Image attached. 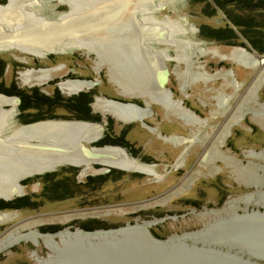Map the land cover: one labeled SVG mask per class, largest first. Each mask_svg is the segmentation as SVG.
I'll use <instances>...</instances> for the list:
<instances>
[{
    "label": "rangeland",
    "instance_id": "rangeland-1",
    "mask_svg": "<svg viewBox=\"0 0 264 264\" xmlns=\"http://www.w3.org/2000/svg\"><path fill=\"white\" fill-rule=\"evenodd\" d=\"M0 1V7L5 6L7 3V0ZM131 1L134 2L133 5H130L127 1L124 3L125 6L123 5L122 10L126 8V4H129L130 7L140 6L139 3ZM168 1V6L157 12L158 17L168 16L176 20L186 17L188 24L185 27L188 28L190 23L195 28V33L189 36L185 34L183 38L200 41L203 46H209V49H215L212 47H216L219 53L223 54L230 53L233 50L238 51L235 48L236 46H233L238 42V39L231 36L228 37L229 39L223 38L221 41H213L209 35L214 36L213 32L216 28L225 29L227 24L232 23L229 15L241 21V24H247L245 21L250 22V24H247L245 31L251 28H259L260 24L264 23V0H250L248 7L250 11L233 8L227 9L226 12L219 9L213 0ZM259 2H262L260 8ZM97 4H100L98 0H85V5H73L72 11L79 12L85 8L93 10V7ZM111 8L113 10L118 6ZM203 10L212 15L207 16L205 12L203 13ZM228 10L231 11L228 12ZM27 11L34 13V15L40 11L37 14L40 17H37V19L55 20L62 13H68L70 7L68 4L57 0H39L38 3L28 5L24 12ZM127 17L128 14H125V19ZM138 19L141 21V15L138 16ZM41 23H43L42 20ZM180 25L182 26V24ZM204 26L207 29H202V31L206 30L202 32L201 28ZM242 29H244L243 25ZM226 32L228 31H224L223 34ZM253 34L254 40L260 41L264 37V30ZM90 35L87 33L85 37ZM225 37L227 36L225 35ZM70 39L74 38L66 39L60 44H65ZM92 41V49L89 50H71L72 43H70L53 50L56 54L45 50L42 52L44 56L25 49H17L18 51L13 49L11 52L0 51V94L16 100L19 98L14 92L28 91L25 94H28V98L32 97L35 101V104L31 103L33 105H30L32 109L22 112L21 120L24 121H21L20 116H18L21 113L19 104L14 106L15 111L11 117L13 125L19 127L46 120L88 121L83 118V113H77L76 116L70 115V119L62 118L67 113L61 107L58 108L57 105L62 99L64 101L69 97L79 96L81 92L92 93L95 97L135 104L144 108L146 102H148L149 107L153 110V118L147 117L142 121H135L148 129V126L159 127L161 122L171 118L176 117L183 121L185 119L183 123L193 130L192 138L197 137V147L191 148L184 167L163 174L156 171L150 173V175L138 173L135 171L134 164L128 166L124 161L122 167L112 164L115 168H110L109 175L99 176L100 178L97 176L86 181L87 175L94 176L97 173L88 170L87 175L82 176L79 172L83 167L73 168L69 164H63L65 162L56 160L52 162L51 167V169L58 172L55 173V176L45 177L40 181L33 174L32 177L34 178L31 179L41 184L27 185L23 182L28 178L23 176L26 172L24 170L18 172L20 177L23 176L18 183L24 187V193L19 194L20 196L14 195L10 200H6L3 195H0V203L12 204V209H9L7 205H5L7 208L0 209L4 213L5 220V222L0 223L1 247L12 242H5L10 238V231L27 233L34 230L41 235L49 234L56 242L49 236L38 237L36 242L32 241V237L26 236V240L11 243L9 248L0 251V264H107L104 261L97 260L96 255H94V252L103 250L100 246H98L100 248L95 249L98 240L93 235H100L97 233L98 231L118 230L134 225L137 227L136 224H139L143 225L142 228L146 227L154 239L165 241L172 237L180 238L185 234L200 231L214 222L218 223L236 215L250 213L255 207L260 187L264 181V127L253 115L252 110L254 107L264 104V84L259 87L254 100L247 102L242 107L239 112H242L240 121L233 124L231 122L236 115L238 105L241 102L244 103L243 99L248 88L257 77L256 67L247 66L248 68L245 70L244 67H240L243 64H240L239 61H233V56L228 57V59L224 57L220 59L210 53L207 55L201 54L198 52L199 49L185 51L186 56L193 53V64L191 62L186 64L188 56L182 57L183 52L180 51L182 60L177 61L175 52L171 49L168 50L167 55L176 57V59L168 61L166 64L168 81L165 83V89L174 99L180 100L183 108L194 112L193 114L199 117L197 119L200 120V123L195 124L190 119L191 117L176 114L174 110L166 109L164 107L166 103L163 105L155 96L158 94L159 87L162 90L159 84L160 78H157V73L159 72L162 75L164 69L160 64H158V67L152 65L150 69V66L138 59L135 69L130 70L129 68H134L133 65L127 64L125 59L122 61L118 59L119 53L115 52L112 43ZM116 44L119 45L117 47L119 49L124 45V42L117 41ZM123 47H126L125 49L128 52L132 51L134 54H138V49L134 44H125ZM244 50L251 57L252 63L255 60L253 57L256 54H261L257 49L249 46H245ZM61 51L65 53L57 54ZM261 55L264 57V51ZM262 57L261 61H263ZM41 70L58 71V73L52 74L50 76L52 79L40 81V78L38 80L32 78L25 81L26 74L37 76L39 73L41 74ZM60 70L65 71V73L63 74ZM231 71L235 74L236 79L230 75ZM203 72H206V75L210 78L208 80H197L199 74ZM142 73H145L150 81L154 77L152 85L140 79L139 74L142 75ZM66 79L71 81H93L91 82L93 86H90L93 89L85 87L73 93L62 91L59 84ZM234 80L242 86L234 88ZM129 83L131 85L128 89L139 88L141 92L147 93L146 95H149L150 98L148 96L129 95L132 93H127L124 90ZM45 96L52 98V100L47 103L41 101L40 99ZM97 99L99 98H96L95 101ZM75 101L77 102L78 99ZM93 103L91 104L93 112L91 116L96 117V120L88 122L101 124L100 127L104 130L98 137L99 140L96 143H90L86 138H82L80 140L76 139L70 144L74 145L85 141L87 147L114 146L111 145L114 143L104 144V141L101 142V137L107 135L106 138L115 139L122 133L121 130L125 131L127 122L134 121L119 120L111 111H96ZM50 104L53 106L51 107ZM11 106L2 105L0 108L7 110ZM181 111L183 112L184 109ZM181 111L178 113H181ZM101 120L106 124L108 123V125L103 127ZM223 128L224 131L225 128L227 129L226 134L224 133L225 138L221 141L220 134ZM172 129L173 126L164 127V131ZM9 131L11 129L7 131L8 134L2 135L6 138H12L15 134L9 133ZM196 132L197 135H195ZM151 134L154 135V133ZM160 140L165 141L163 138H160ZM199 145L202 146L199 147ZM120 148L127 154L130 151H135V153L132 152L129 155L135 157L141 163L152 166L151 170L155 169L153 165L161 162L153 158L137 156V151L133 147L130 149L120 145ZM220 151L226 156L225 160H222ZM99 152L106 151L100 150ZM198 159H202L203 164L199 163ZM1 166L0 164V168ZM89 166L91 168L95 167L94 170L97 169L96 166ZM108 166L110 165L108 164ZM124 169L130 171H122ZM97 172H102V169ZM156 174L158 177L154 176ZM47 179L50 182L44 183ZM9 182L12 183L11 179L7 181H5V178L0 179V185H6ZM178 182L181 185H177L175 190L171 193L168 192L159 202L151 201L153 197ZM42 188H47V191L43 193ZM252 194L253 200L249 202V196ZM15 200H18L23 207L14 209L12 202ZM90 208L102 209V214L100 213L99 216H84L83 213L87 214L90 211L87 209ZM80 209L83 210L78 212L77 210ZM71 212L73 214L67 217ZM78 213L81 216H75ZM29 221L35 223L22 229L21 227L27 225ZM83 224H86L89 229H83ZM4 231L7 233L1 235ZM81 232L83 234H80ZM14 233L12 232V234ZM103 235L107 234L103 233ZM13 237H16V235L14 234ZM105 252L110 253L111 250L106 247ZM127 262V260L119 259L118 262L109 263L127 264Z\"/></svg>",
    "mask_w": 264,
    "mask_h": 264
},
{
    "label": "flooded vegetation",
    "instance_id": "flooded-vegetation-1",
    "mask_svg": "<svg viewBox=\"0 0 264 264\" xmlns=\"http://www.w3.org/2000/svg\"><path fill=\"white\" fill-rule=\"evenodd\" d=\"M21 1H24V0H14V1H12V8H15L16 10H18V5H19V3H21ZM26 1H27L26 5H31V4L38 3L39 0H26ZM149 1L150 0H147L146 1L145 6H147V3H149ZM7 4H9V0H7V3L5 5H7ZM76 4H84L85 5V0H78V3H76ZM168 4H169V1L168 0H154L153 1V5L151 7H147L146 8L144 6L142 8V10H140L141 12H139L137 14V16L141 15V21L142 22L139 21L140 23L143 24L144 22H146V21H143L142 20V18L144 17V18H146L150 22L151 21L156 22L155 23L156 25H154L152 27H149V26H151L150 24H147V22L144 23L145 26L148 25V28L145 29V32L143 34V38L140 39V34H139L138 37H136L135 35H132V36H135V39H138V42L132 41L130 39H124L122 41V42H124V45L125 44H130V43L131 44H134L136 46V48L138 49V54L136 55L132 51L131 52H128L125 49L126 47H123L124 46L123 45L121 47L120 52H118L119 53V58L118 59H120L121 61L125 59L127 61V64H129V65H133V62H135V65H136V63L138 62V59L139 60L141 59V61H142L143 58H148V57L149 58H153L152 57L153 55H151L153 53L151 51V47L150 46H157L163 52H162V54L160 52L159 55L155 54V56H157L159 58H161L163 56L164 59H166V58H175L176 59V57H171V56L167 55V51L170 50V49L175 52V55L177 56V59L178 60H182L181 59L182 57H187L188 56V55L186 56V52H185L186 50L199 49L198 52H200L201 54H206L207 55L208 53H210L211 55L213 54L214 56H216V57H218L220 59L222 57L227 58V56L228 57L233 56V61L238 60L236 58L240 57L238 51H240V50L243 49V48L241 49V47H235L236 49H238V51L237 50H233L230 53L227 52V54L226 53L223 54V53H219V51L217 50L216 47H212V48H215V49H209L208 48L209 46H203V44H201L200 41H196V40L193 41L192 39H184L183 37H184V35L186 33H182L179 37H171L168 32H169V30H174L175 29V27H176L175 25L177 23L176 19H174L172 17H168V16L158 17V15H156L157 12H159L160 9H163L164 7L168 6ZM139 9H141V8H139ZM39 12L37 14H39ZM37 14L34 15V19H37V17H40V15H37ZM180 19H181V21L183 23L180 21ZM178 22H180L184 26V25L187 24L188 21H187L186 17H183V18H178ZM162 31L165 32V34H164L165 39L164 40L162 39ZM93 33L94 34H97V35H100L99 32H98V30L93 31ZM192 33H195V28L193 29V32ZM186 35H188V34H186ZM97 38L101 39L99 42H106V43H108V42L111 41V39H108L107 37H102V35H100ZM179 38L181 39L180 41H182V40H188V41H190L191 40V42H194L196 45H193V44H191L189 42L180 44ZM87 39L88 38L70 39V41H68L65 44H69L70 42H78L79 41V44H74V43L71 44V50H76V49H78V50H82V49L83 50H87L88 49L89 50V49H92V46L91 45L89 46V45L85 44V40H87ZM143 40L144 41L145 40H149V42H143V45H140L141 44V41H143ZM62 45H64V44H60V43L56 44L54 46L53 50L55 48H57V47L62 46ZM188 45H190V46H188ZM16 47H20V46H16ZM146 47L148 49L147 51H146ZM129 48H133V47H129ZM27 49L34 50L35 53H40L39 55L44 56L43 53H42L43 51H45L44 49H43L42 52H41L40 49H36V48H27ZM53 50L51 52L53 54H56L55 52H53ZM93 50L96 51L95 49H93ZM0 51H10L11 52V51H13V49H10V50H0ZM16 51H18V50L16 49ZM180 51L183 52L182 57H181ZM58 53H65V52H62L61 51V52H57V54ZM141 53L143 54V58H141L142 57V54ZM192 55H193V53L186 58V60H187L186 64H188V62H191V64H193ZM258 55H259V57L260 56L261 57L263 56L261 54H258ZM154 59L155 60H158L157 58H154ZM170 61H173V60H170ZM143 62H145V59H144ZM258 63L261 64V63H264V61H260ZM129 69L130 70H134L135 67L133 69L132 68H129ZM258 69H259V66L256 67V70H258ZM60 71L63 74L65 73V71H63V70H60ZM40 72H41V74L39 73V75H37V76H30L29 73L26 74L25 77H24L25 78V81H29L32 78L33 79L35 78V80H38V78H40L41 79L40 81H43L45 79H52V78H50V76H52V74L58 73V71L50 72V71H45V70H41ZM139 77H140L141 80L146 81L148 84H151L152 85L153 77H152L151 81L146 76L145 73H142V75H139ZM209 78L210 77L206 75V72H203V73H200L199 74V78H197V80H208ZM154 81L157 83L156 80H154ZM166 81H168V75H167V80ZM87 82L88 81H84V80H81V81H78V80L71 81V80H67L66 79V80H64L63 82H61L59 84V87H60V89H62V91L65 90L68 93H73L75 91L81 90L82 88H85V84ZM91 82H93V81H91ZM128 82H130V81L128 80ZM236 83H237V85H236ZM236 83L233 84L234 88H238V87L240 88L242 86V84H238V82H236ZM64 84H65V87H64ZM263 84H264V81L261 83V86ZM91 85H92V83H91ZM130 85L131 84L129 83L127 85V87L124 89L125 92L132 93V94H129V95H138V96H142V97H147V96L149 97V95H146L147 93H145L143 91L141 92V90L139 88H134L133 87L132 90L128 89L130 87ZM153 86H155V85H153ZM250 87H252V84L250 85ZM89 89H93V88L90 87ZM258 89L256 88L255 90H252V91H249L250 88L248 89V91H247V93H246V95H245V97L243 99L244 103L241 102L238 105V107L236 109V112H235L236 115L233 118V121L231 122V124L238 123L240 121V117H241V113L242 112L241 113H239V112L241 111V109L244 106V104H246L249 101H253L254 100L255 95L258 92ZM90 94H91L90 102L87 103L88 115L90 117L89 119H87L88 121H90V120L91 121L96 120V117L91 116V115H93L92 114L93 112L91 110V104H92V102H94L93 105H94V108H95L96 111H98V110H102L104 112L111 111L113 114H115L114 116L117 117V119L123 120V121H129L130 119H140V118L142 119L143 117L147 116V114L149 112L148 109L149 110H152L149 107V103L148 102H146V110H145L144 107H138L135 104L120 103V102H117V101L112 100V99H105V98H101V97H95L94 94H92V93H90ZM155 96L157 97V99L163 105H165V103H166V105L164 106L166 109H168V110L169 109L170 110H174L176 114L186 115V116L191 117L193 123H195V122L196 123H199L200 122L199 119H197L196 117H194V116L191 115L190 110L188 111V109H185V108L182 107L180 100H176V99H174L172 97V95L168 92V90L165 89V86L162 87V90L159 87L158 94H156ZM95 98H99V99H97L95 101ZM74 101H75V99L73 100V102ZM16 104L17 103L14 100V98L0 94V107L2 105H12L11 108L10 109H7V110H4V109L0 108V140L1 139L2 140L4 139V140H8L9 142H11V144H10L11 147L14 148L16 150V152L20 153L21 155L23 154L22 151L27 152L26 156H22L19 159V161H21L22 163H19L17 165H14L13 164V161L15 159H17V157L10 156L8 158V161L10 163L12 162L11 164L14 166L16 172H20V171L24 170L26 172V174L23 175V176H25V177L26 176H31V177H28L26 180L23 181L24 184H27V185H29V184L30 185H33L35 183L41 184L40 182L33 181V179H31V178H34V177H32V175L35 174V173H41V172H45L47 170H52L51 167H52V162L53 161L58 160L59 162H65L63 164H69V165H71L73 168L74 167H77V166H74V165H77L76 163H78V162L71 161V160L72 159H75L76 157L79 156V154L81 153V147H79V143H76L74 145H71L70 143L73 142V141H75L76 139H79V140L82 139V138H78V137L82 136L81 133H84L85 131H90L91 132L90 135H86L84 137V138L87 139V141H89L92 138H98L102 134V130H104V129H102V127H98L97 123L95 124L93 122H88V121H85V120L84 121H65V120H62V121H51V120H46V121H38L36 123H31V124H28V125H22V126L16 127L15 125H13V122L11 121V117L14 114V111H15V107L14 106ZM18 104L20 106V101H19ZM260 106H261V108L258 109V110H255L253 112V115L259 116L261 118L262 117L264 118V104H263V106L262 105H260ZM60 107L67 113L65 115V117H62L64 119H70V115L72 116L73 113H75V112L82 113V111L79 108H78L79 111H76V107H70V105L66 106V103L65 102H63ZM182 109H184L183 112L181 111ZM179 111H181V113H178ZM71 112H73V113H71ZM83 114H84L83 118L86 117V114L84 112H83ZM18 116H20V114ZM151 117L153 118V115ZM237 117H239V118H237ZM184 121H185V119H184ZM63 124H65L66 126H63ZM105 125L107 126L108 123L106 124L105 122H103V127ZM126 125H127V128H128V125H129L128 122L126 123ZM148 127L150 128L151 132L154 133V135H156L158 137L160 136L161 138H163L167 142L175 143V144L178 145V142L183 140V138H179V136L165 137L164 135H161V134L158 135V132L156 131V129L153 128L154 126H148ZM8 128L11 129V131H9V133L16 134L12 138H6V137H4L2 135V134H8V132H7L9 130ZM127 128L125 129V131L127 130ZM226 129L227 128H225V131H226ZM222 130L223 131H221V134H220L221 141L224 140L225 134H226V132L224 131V128ZM121 131H122V133L125 134V131L124 130H121ZM195 135H197V132L195 133ZM124 139H125V137H124ZM104 140H106V135L104 137H101V142H103ZM192 141H193L192 143L189 142L190 145H187L189 147L183 149V152L181 153V155L179 156V158H177L176 160H174L170 164L165 163V165H164L165 171L163 170V172H159V173L160 174H163V173H166L168 171H169L168 173H170L173 170L174 171H177V170L181 169L182 167H184L185 160H186V158H187V156H188L191 148L193 147V145H195V143L197 141V137L195 136V139H192ZM20 143L21 144L24 143L26 145H20ZM67 143H69V144H67ZM57 144H66V147L65 148L67 149V153H69V154L73 153V156H71V155L68 156L67 157L68 158L67 161H63V160L60 159L61 157H63L64 159H66V157L64 155H58V154H55L54 153L52 157L47 156V155H49L48 152L51 149V147H53V145H57ZM112 147H118V148H120L119 145H114ZM212 147H214V145H212ZM38 148H41L42 151L39 150ZM45 149H48V150H45ZM104 149H106V148H104ZM101 150H103V149H101ZM207 150H208V147H207ZM36 151H40L41 155L37 154ZM86 152H88V151L86 150ZM9 153L10 154H15L12 151L9 152ZM124 153H125V156H124L123 160L125 161V163L128 166L130 164H132V165L134 164L135 165V171L136 172H138V173H146V174L150 175V173L156 171L155 169H152V170L150 169V168H152V166H148L147 164L141 163L135 157L130 156L129 155L130 153L127 154L125 151H124ZM220 153L222 154L221 151H220ZM208 155H209V151H208ZM112 157H114V155ZM143 158H149V157H143ZM221 158H222V160H225L226 159V156L222 154V157ZM113 160L114 159L111 158V161L109 163H105V164H107V165L109 164L110 166H112ZM198 160H199V163H202L203 164V160L202 159H198ZM104 162H107V161L104 160ZM96 167L98 168V166H96ZM113 168H115V167H113ZM101 169H102V171H105L104 170V167H102ZM126 169H124L122 171H130V170H126ZM88 170H90V171L93 170V172L92 171L91 172L92 173H96L100 169H95L94 170V168H91L90 166H85V167H83L80 170L79 173L82 176L83 175L86 176ZM146 171H151V172H146ZM55 172L56 171H51V172H46V173H49L50 174L49 176L50 177H53V176L56 175ZM110 172H111V170H109L108 172H105V173H101V174H94V176L93 175H87V176L89 177V179L95 178L97 176L104 177L105 175H109ZM29 173H33V174H29ZM194 174H196V173L194 172ZM23 176H21L20 178H22ZM36 176L37 175H35V177ZM154 176L157 177V174L154 175ZM19 179H18V181H17L16 184L7 183L3 187H0V191L6 194L9 190H11V187L12 186L13 187L14 186L16 187V185H19L23 189V191H24V187L18 183L19 182ZM87 180L88 179H86V181ZM40 181H42V180H40ZM49 182H50L49 179H47L46 181H44V183H49ZM180 182H178L174 186H172L171 187L172 189L168 188V189H170L169 190V193H171V191L175 190L176 189L175 187L177 185L180 186L181 185ZM46 191H47V188H44V189L42 188V192L43 193H45ZM166 191H164V192H166ZM12 198H10V199H12ZM10 199H6V200H10ZM18 200H15L14 202H12L13 203V207H15L14 209L22 208V207H17L20 204ZM251 200H253V194L251 195V197L249 199V202ZM8 206L10 207L9 209H12L11 208L12 207V204H8ZM91 209H93V208H90V209H87V210H91ZM82 210L83 209H80V210H77V211L80 212ZM72 214H73V212H71L70 215L67 216V217H70ZM2 222H5V221H1L0 223H2ZM33 223H35V222H30L29 221L27 223V225H25V226H23L21 228L22 229L28 228V227H30V224L33 225ZM136 225H137V227L134 228L135 230L136 229L144 230L142 228L143 225H139V224H136ZM82 228L83 229H86V230L89 229L86 226V224H83L82 225ZM50 230H53V229H50ZM6 231H9V230H6ZM6 231H4L1 235H4L5 233H7ZM10 232H11V237L12 238H8L5 242H8L9 239H11V241H12L11 243H14V242H17V241H20V240H24V238H20L19 235L30 236V237H32V241H35V242H36V239L38 237H45V236H49L51 239L54 240V238L52 236H50L49 234H45V235L39 236L41 234L37 233L34 230H30L27 233H18L17 231H15V233H14V231H10ZM12 232L16 235V237H13L14 234H12ZM185 237H188V236L185 235ZM186 240H190V239H186ZM10 244L6 243V244H4L6 246L3 245L1 247V243H0V247H1L0 248V251H4L7 248H9Z\"/></svg>",
    "mask_w": 264,
    "mask_h": 264
},
{
    "label": "bare ground",
    "instance_id": "bare-ground-1",
    "mask_svg": "<svg viewBox=\"0 0 264 264\" xmlns=\"http://www.w3.org/2000/svg\"><path fill=\"white\" fill-rule=\"evenodd\" d=\"M12 1H14V0H9V4L0 7V50H10V49H23L24 50L25 49V50H28L31 52H35L34 50L27 49V48H36V49H40L42 52L44 49L41 47V46H43L42 42L48 40V42L46 44L49 45L51 42V39L55 36L56 37L62 36L63 39H61L60 41L57 40L53 44V46H50L51 47V48H49L50 51L53 50V48L56 44L63 42L64 40L69 39V38H74V39L88 38L87 40H85V42L87 45L92 46L93 45L92 40H94L96 42L100 41V39L97 37L102 35V37H107L108 39H111V41L108 43H112L113 47H115V52L117 50H118L117 52H120L121 47L119 49L117 48V47H119V45L116 44L117 41L118 42L120 41V43H121L124 39H130L132 41L138 42V39H135V36L138 37L140 34V39H142L143 34L145 32V29L148 28V25H146L147 26L146 27L144 23L147 22V24H150L151 26H149V27L156 25L155 24L156 22H154V21L150 22L144 17L142 18V20L146 21V22H144L143 24L140 23L138 20L137 14L139 12H141L140 10H142V8L145 6L147 0H133L137 3H139L140 6H137V7L141 8V9L137 10L135 17L133 16L132 13L135 11V9H138V8L136 7V5H134L132 7L129 6V4L133 5V3H134L131 0H101V2H99V0H98V3H100V4H97V6L93 7V10L85 8L83 11H79V12L72 11L73 5L78 3V0H57L59 2L68 4V6L70 7V11L68 13H64V14L62 13L61 15H59V18L55 19V20H53V19L52 20L34 19V13L28 12V11L26 13L24 12L25 8L28 6V5H26V3H27L26 0L21 1V3H19L18 10H16L15 8H12ZM127 1L129 2V4H126V8L122 10L124 3H126ZM150 1H149V3H147V6H145L146 8L151 7L153 5L154 0H150ZM174 1H176V0H174ZM119 2H121V3H119ZM118 3H119V5H117ZM116 5L118 6V8L111 10L112 9L111 7H117ZM109 10H111V11H109ZM125 14H128L127 19H125ZM29 17H32V18H29ZM41 20L43 23H41ZM176 21H177V23L175 25L176 26L175 29L169 30V32H168L171 37H179L182 33H186L189 35L193 32L194 27L190 23H189V27H188L189 29H188L187 27H185V25L181 26L180 25L181 23L178 22V20H176ZM32 23H34V24H32ZM28 24H32V25H28ZM187 24H188V22H187ZM95 30H98V32L100 34L99 36L97 34L93 33V31H95ZM85 32H87L91 35L85 37V35H86ZM7 34H8V36H10L9 34H19V35H17L18 40H22L23 42L18 44L17 39H15V42L14 41L12 42L10 37L4 36ZM164 34H165V32L162 31V39L163 40L165 39ZM35 35H36V37H35ZM132 35H135V36H132ZM36 39L40 40L41 43L39 42V43L35 44ZM143 42H149V40L141 41L140 45H143ZM187 42H189L193 45H196L194 42H191L188 40H182V41H180V44L187 43ZM70 43L79 44V41L78 42H70ZM115 44H116V46H115ZM64 45H68V44H64ZM64 45L57 47L54 50H57V49L63 47ZM16 46H20L21 48L16 47ZM188 46H190V45H188ZM150 47H151V51L153 53V54H151V55H153L152 56L153 58H149V57L143 58V54L141 53L142 54L141 58H143L142 61H144V59H145V63H146V65L150 66L149 67L150 69H151L152 65L158 67V64H160L161 67L166 68L167 62L175 59V58L164 59L163 56L162 57L160 56L161 58H159V57L155 56V54L159 55L160 52L162 54L163 51L157 46H150ZM147 50L148 49L146 47V51ZM240 52H242L241 54L243 56L247 57V58H242V61L250 64L251 60L248 59L249 55L246 53V51L243 49L240 50L239 56H240ZM240 57L236 58V59H238L237 61H239V62H240ZM154 58H157L158 60H155ZM227 58H228V56H227ZM159 61H160V63H159ZM177 61H178V59H177ZM179 61H181V60H179ZM133 66L135 67V62H133ZM259 66H260L259 69L256 70L257 71L256 72L257 77L255 78L254 82L252 83V87H250L249 91L255 90L256 88L258 89L261 86V83L264 81V63L259 64ZM165 68L163 69L162 75L159 72L157 73V78H160V82L167 80L168 71H167V68L166 69ZM161 78H162V80H161ZM64 87H65V84H64ZM63 126H66V125L63 124ZM90 134H91L90 131H85L84 133H81L82 136H80L78 138H84L86 135H90ZM10 144H11V142H9L8 140H4V139L0 140V164L2 165L0 168V179L5 178V181L11 179L12 183L11 182H9V183L10 184H16L18 179L20 178V176H19V173L15 171L14 166L11 164L12 162L10 163L8 161V158L10 156L17 157V159H15L13 161V164L17 165L19 163H22L21 161H19V159L22 156H26L27 152L22 151L23 154L21 155L20 153L16 152V150L14 148H12ZM67 144H69V143H67ZM20 145H26V144L20 143ZM65 147H66V144L53 145V147H51V149L48 152L49 155H47V156L52 157L54 153L58 154V155H64L66 157V159H64L63 157H61L60 159L63 161H67L68 160L67 157L70 155L73 156V153H71V154L67 153V149ZM79 147H81V153L79 154L78 157L71 160V161L78 162L76 164H79L80 162H85L87 156L89 155L85 150L86 148H85L83 142H79ZM38 149L42 151L41 148H38ZM45 150H48V149H45ZM103 150L108 152V153L109 152L111 153V158L114 159L112 162L113 165H116L119 167H122L124 165L123 158L125 156V153H124L123 149L118 148V147H112L111 149L106 148ZM11 151L15 154H10L9 152H11ZM93 151H96V150L93 149ZM97 152H99V151H97ZM36 153L41 155L40 151H36ZM103 153H105V152H103ZM113 155H114V157H112ZM111 158L106 159L105 161L110 162ZM107 162H105V163H107ZM29 174H33V173H29ZM157 177H158V175H157ZM3 186L4 185H0V187H3ZM22 193H24V191L19 185H16V187L12 186L11 190H9L6 194L0 191V194L3 195L6 199H10L14 195H19ZM101 212H102V209L93 208L89 212H87V214H85V213H83V214H84V216H88V215L99 216L102 214ZM75 216H81V214L78 213ZM236 216H239V215H236ZM1 221H5L4 220V213H0V222ZM133 227H136V226L134 225ZM143 229L145 230L147 228L143 227ZM144 230L136 229L135 231H138V233L144 237V235H143ZM122 231H124V230H120L119 232H122ZM119 232H116V233H119ZM102 233L107 234L108 231H102ZM76 234H79V233H76ZM80 234H83V233L81 232ZM185 235L183 237H185ZM19 236H20V238H24V240L27 239L26 235H19ZM39 236H42V235H39ZM107 236H108V234L103 235V238H105ZM93 237L98 238V235H93ZM10 238H12L11 235H10ZM180 238H182V237H180ZM168 241H169V239H168ZM8 242H11V239H9ZM33 242H35V241H33Z\"/></svg>",
    "mask_w": 264,
    "mask_h": 264
},
{
    "label": "water",
    "instance_id": "water-1",
    "mask_svg": "<svg viewBox=\"0 0 264 264\" xmlns=\"http://www.w3.org/2000/svg\"><path fill=\"white\" fill-rule=\"evenodd\" d=\"M137 10H139V8ZM134 14L133 16L135 17ZM85 34H87V32H85ZM9 35L10 36H8V34L4 36L10 37L12 42H15V39L18 40L17 35L19 34ZM61 39H63L62 36H55L51 39L49 45L46 44L48 42V40H46L42 42L43 46L41 47L46 51H50V46H53L57 40L60 41ZM22 42V40H18V44ZM39 42L41 43L40 40H35V44ZM45 47L48 48L46 49ZM241 53L242 52H240V64H243V66L246 65L245 67L259 66L258 62L261 61V56L259 57V55L256 54V56L253 57L255 59L253 63L251 62L249 64L242 61V58L247 57L243 56ZM248 59L251 60V57ZM262 60H264V57H262ZM230 75L233 76L232 71ZM166 82L167 81L160 82L159 80V84L162 87L165 86ZM234 83H236L235 80ZM90 86H93V84L91 85V82H87L85 84V87ZM15 101L17 104L19 103L18 99ZM260 108L261 106L258 105L254 107L252 112ZM148 111L147 116L142 119H130L129 121H142L147 117H151L153 115V111L149 109ZM255 117L264 127V118L259 116ZM96 123L98 127L101 126L100 123ZM192 139L194 138H191L190 142H193ZM98 140L99 138H92L89 142L96 143ZM84 142L83 144L89 155L87 156L85 162H80L74 166L84 167L93 165L98 166V168L96 167L97 169L104 167L105 171L96 172L97 174L108 172L112 166L105 164L104 160L110 159L111 153H101L97 151L104 148L111 149L112 146L87 147ZM93 149L96 151H93ZM51 171L55 170L52 169L45 172ZM42 174L43 172L35 173L34 175ZM170 189L157 195L156 197H153L151 201L159 202ZM214 223L209 224L206 228L200 231L189 233L187 235L188 237H172L169 238V241L168 239L165 241L154 239L147 229L144 230L143 237L138 233V231H135L134 227L109 230L107 233L108 236L105 238H103L102 231H98L97 233L100 235H98V243L95 249L102 247L103 250L100 252L97 251L96 253L94 252V255H96L95 258L97 260L104 261L107 264L109 262H118L119 259L124 261L127 260V264H264V181L260 187L258 198L252 212L231 217L215 224ZM120 230L124 231L119 232ZM186 239H190L191 241ZM106 247L111 250L110 253L105 252Z\"/></svg>",
    "mask_w": 264,
    "mask_h": 264
},
{
    "label": "trees",
    "instance_id": "trees-1",
    "mask_svg": "<svg viewBox=\"0 0 264 264\" xmlns=\"http://www.w3.org/2000/svg\"><path fill=\"white\" fill-rule=\"evenodd\" d=\"M213 2L219 9H222L225 12L227 9H233V8H239L241 10H249L250 11V9L248 8L249 4H250V0H213ZM261 4H262V2H259V8L261 7L260 6ZM229 11H231V10H228V12ZM204 12L205 11L203 10V13ZM205 14L207 16L212 15V14H209L208 12H205ZM229 18L231 19L232 23L227 24L228 27L226 25V28H225L226 30L223 28H216V30L213 32L215 35L214 36L209 35L211 37V39H213V41H221L223 38L229 39L228 37L233 36L232 38L238 39V42H236L235 44L233 43L234 44L233 46L241 47V48H243V47L245 48V46H249L250 48L257 49V51L262 54V52L264 51V40H263L264 37L260 41L254 40V34L253 33H256L257 31H260V30H264V23L262 22L260 24L259 28H251V29H247V31H245L246 27L248 26L247 24H250V22L245 21L247 24H241V21L234 19L230 15H229ZM242 25H243L244 29H242ZM234 27H235V30H234ZM202 29H207V27L206 26L202 27L201 31H202ZM223 30L228 31V32L223 34V32H224ZM203 31H206V30H203ZM236 33H238V34H236ZM225 35L227 37H225ZM205 37H206V35H205ZM220 37H222V38H220ZM227 41H229V40H227ZM14 93L17 94V96L19 98L18 100L20 101L19 109L21 111V113H20V119H21L22 112H24L25 110L32 109V107L30 105H33L31 103L35 104V101L33 100L32 97L28 98V94H25V93H28V91H26V92L16 91ZM30 98H32V100H30ZM90 98H91L90 93H82L81 92L79 94V96L69 97L67 100H64V101L62 99L58 103L57 107L59 108L61 106V104L63 102H65L66 106L70 105V107H76V111H79V109H80L82 111V113L84 112L86 114V117H84V118L87 120L90 118L88 115V107H87V103L90 102ZM74 99L75 100L78 99V101L73 102ZM40 100L45 101V103H47L48 101H51L52 98L45 96V97H42ZM36 104L38 105L37 102H36ZM50 106L52 107L53 105L50 104ZM71 113H73V112H71ZM73 115L76 116L77 112L73 113ZM22 121H24V120H22ZM124 135H125L124 133H121L119 136H117L115 139H112V140L106 138V140H104V144L114 143L111 145H119V146L121 145L122 147L132 149L131 147H133V146L130 145L127 141H125ZM132 152L135 153V151H132ZM132 152L130 151V153H132ZM55 173H58V172H55ZM49 175H50L49 173H44L42 175L36 176V178L39 180H42L43 178L48 177ZM98 178H100V177L98 176ZM87 179H89V177H87ZM22 199H24V198H22ZM1 205H2V207H1ZM5 205L8 206V204L0 203V209L7 208V206H5ZM19 205L17 207H23V206H21V205L19 206ZM8 208H10V207L8 206Z\"/></svg>",
    "mask_w": 264,
    "mask_h": 264
},
{
    "label": "crops",
    "instance_id": "crops-1",
    "mask_svg": "<svg viewBox=\"0 0 264 264\" xmlns=\"http://www.w3.org/2000/svg\"><path fill=\"white\" fill-rule=\"evenodd\" d=\"M240 67H244L245 70L248 68L243 65L242 66L240 65ZM234 75L235 74L233 73V76ZM190 113L194 117L199 118L197 115L193 114L194 112L190 111ZM183 122H184L183 120L175 117L167 121H163L159 125V131L161 135H164L165 137L174 135V136H179V138H183L182 141L178 142V145L171 142H165V141L162 142L160 140L161 138L160 136L159 138L151 134L152 132L149 130L150 128L149 129L145 128L144 126L139 124V122L137 123L135 121L128 122L129 125L127 130L125 131V140L137 150V156L149 157L151 159L153 158L154 160H160L161 162H157V164L153 166L155 167V170L158 173L163 172L165 163L169 164L170 162H173L174 160L179 158V156L183 152V149L189 147L187 145H190L189 142L191 141L192 138L191 134L193 130L192 128L187 127V125ZM199 123L195 122V124H199ZM167 126H173V129L170 131H164V127ZM196 144L197 142L192 148L197 147ZM201 146L202 145H199V147Z\"/></svg>",
    "mask_w": 264,
    "mask_h": 264
},
{
    "label": "built area",
    "instance_id": "built-area-1",
    "mask_svg": "<svg viewBox=\"0 0 264 264\" xmlns=\"http://www.w3.org/2000/svg\"><path fill=\"white\" fill-rule=\"evenodd\" d=\"M264 61V60H263ZM152 118V117H151ZM156 129V131L158 132V135H160V132H159V127H153Z\"/></svg>",
    "mask_w": 264,
    "mask_h": 264
}]
</instances>
